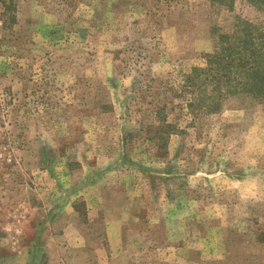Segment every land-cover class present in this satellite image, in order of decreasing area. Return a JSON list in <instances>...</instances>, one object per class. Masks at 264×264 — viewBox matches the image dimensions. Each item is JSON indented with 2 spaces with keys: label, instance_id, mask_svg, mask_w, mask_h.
Segmentation results:
<instances>
[{
  "label": "rangeland",
  "instance_id": "374dc122",
  "mask_svg": "<svg viewBox=\"0 0 264 264\" xmlns=\"http://www.w3.org/2000/svg\"><path fill=\"white\" fill-rule=\"evenodd\" d=\"M240 19L0 0V264H264V96L188 80Z\"/></svg>",
  "mask_w": 264,
  "mask_h": 264
},
{
  "label": "trees",
  "instance_id": "16d2710c",
  "mask_svg": "<svg viewBox=\"0 0 264 264\" xmlns=\"http://www.w3.org/2000/svg\"><path fill=\"white\" fill-rule=\"evenodd\" d=\"M248 1L264 12V0ZM188 80L204 86L213 82L216 99L239 93L263 97L264 27L240 19L234 31L220 35L219 49L208 54L206 66L194 68Z\"/></svg>",
  "mask_w": 264,
  "mask_h": 264
}]
</instances>
